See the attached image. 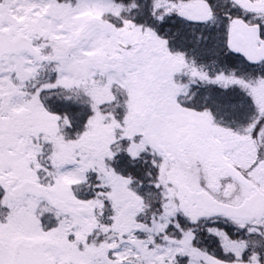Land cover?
Listing matches in <instances>:
<instances>
[{"label":"rangeland","instance_id":"1","mask_svg":"<svg viewBox=\"0 0 264 264\" xmlns=\"http://www.w3.org/2000/svg\"><path fill=\"white\" fill-rule=\"evenodd\" d=\"M124 3L0 0L1 29L13 38L26 36L37 41L40 52L36 57L23 54L0 60V180L17 178L20 183L37 184L46 181L52 197H58L68 207L61 213L34 197H17L12 190L2 192L0 264H9L5 257L13 254L18 243L42 238L56 243L58 249L51 257L63 264H178L179 258L183 264H248L244 260V243L227 238L217 225H209L203 234L212 239V247L222 255L220 259L193 248L195 235L192 237L189 231L179 239L169 236L163 226L170 225L165 212L146 231L132 226L127 215L119 219V226L109 222L111 217L105 225L99 222L104 215L98 211L106 205V196L96 194L92 199L89 194V199L80 201L70 190L84 185L89 175H96L106 188L110 184L107 154L118 130L128 128L132 119L143 127V120H150L154 114L169 119L171 115L156 110L184 105L194 84L207 92L214 87L224 89L211 102L232 101L236 93L243 100L264 99L263 72L255 70L245 77L250 71L216 65L219 70L209 73L189 64L188 54L167 58L174 55L169 48L132 20L133 11L139 8L137 3ZM91 20L113 21V32L105 35L99 31L83 41L79 33ZM42 69L45 74L52 73L51 80L68 100L73 94L84 100L81 106L86 104L88 121L74 141L64 139L58 125L61 116L47 112L38 95L28 92ZM184 69L185 75L178 78ZM228 93L234 95L227 96ZM122 97L123 103L117 101ZM113 102L120 106L112 107ZM200 138L189 145L183 140L179 144L180 150L186 149L195 157L191 161L180 157L181 170L193 189H212L220 185L221 175L206 156L211 152L208 142ZM161 143L168 153H173L171 146ZM143 144L144 141L133 146L130 152ZM164 164L168 166L165 160ZM80 202L92 211L98 210L99 216L78 212V207H84L78 206ZM46 215L48 224L42 220ZM255 228L252 226L253 231ZM175 229L178 226L172 234Z\"/></svg>","mask_w":264,"mask_h":264},{"label":"flooded vegetation","instance_id":"2","mask_svg":"<svg viewBox=\"0 0 264 264\" xmlns=\"http://www.w3.org/2000/svg\"><path fill=\"white\" fill-rule=\"evenodd\" d=\"M138 4V20L149 36L225 31L229 38L231 31L237 28L257 27L264 43V0H139ZM181 46H169L174 55L166 57L189 56L190 48L183 52ZM175 48L179 49L177 53ZM194 85L195 89L188 96L190 101L186 100L184 105L156 110L171 115L169 119L154 114L150 120H143V127L132 119L128 128L118 130L107 154L110 157L107 164L110 184L104 188L96 179L91 198L95 199L96 194L106 196V205L97 211L111 217L109 222H116L118 226L119 219L127 215L132 226L146 231L163 212L167 213L165 216L170 222V225L163 224L164 227L187 226L196 231L217 225L224 229L227 238L244 243L246 263L264 264V99L243 100L237 98H242L241 95L235 94L238 96L232 101L211 102L214 95L219 98L224 89L214 87L207 92L203 86ZM119 99L124 101L123 97ZM198 137L208 142L211 152L206 156L221 175L220 185L212 189H193L187 185L186 175L181 170L180 157L186 156L189 161L195 157L186 149L180 150L179 144L182 140L192 144ZM143 141V149L138 147L136 152H130ZM161 142L171 146L173 153H168ZM115 150L120 153V159L113 158ZM47 192L48 200H38L46 207L54 209L55 203L64 202L58 197L53 198L49 187ZM77 199L83 201L82 197ZM82 204L84 207H78V212L97 213L87 204L78 206ZM67 208L65 202L63 212ZM42 220L46 224L50 222L47 215ZM252 226H256L255 231ZM211 240L207 239L205 249L197 251L220 259L222 255L212 247ZM43 241L55 243L47 238L25 243L32 245ZM5 248L8 249L7 245ZM57 249L55 243L47 256L54 264H63L51 257ZM13 254L5 257L9 264H13Z\"/></svg>","mask_w":264,"mask_h":264},{"label":"trees","instance_id":"3","mask_svg":"<svg viewBox=\"0 0 264 264\" xmlns=\"http://www.w3.org/2000/svg\"><path fill=\"white\" fill-rule=\"evenodd\" d=\"M59 4H63L68 0H57ZM154 38H158L162 41L163 47L166 46H177V45H188L190 50L195 49L197 54L189 55V62L194 63L197 67H199V71L205 69L211 73L212 71L219 70V67L216 65L228 63L227 58L229 59V64L226 65L225 68L231 69H243L241 68V63L245 64V68H249L253 70V67L247 65L246 62L241 59L230 55L226 50V41L227 35L225 31H209V32H198V33H174V34H165V35H156ZM153 39V38H152ZM192 47V48H191ZM244 68V69H245ZM42 72V73H41ZM40 70L39 79L36 83L30 87L28 92H35V95H38L41 102L45 105L47 112L53 115L61 116L60 126L63 131L64 139L67 141H74L75 135H78L82 132L84 126L88 121V113L87 108H85L86 104H82L84 101L81 98L75 97L73 94L71 98L68 100L66 95L62 93L63 91L59 88L54 81L51 80L52 73H43ZM51 74V75H50ZM39 90V93H37ZM71 94V93H70ZM115 160L120 159L121 155L119 152L115 154ZM90 176V177H89ZM88 176L89 184L94 185V176ZM86 187H80L79 190L82 193L91 191L90 189H85ZM2 193H0V196ZM105 225H108L107 222L103 221ZM189 227H182V230H188ZM194 229V228H193ZM206 230L204 228H199L194 231V246L199 249H205L206 241L209 239L205 234ZM205 235V236H204ZM172 237L181 238V235L178 233H174L171 235ZM207 238V239H206ZM252 240L255 242L256 238L253 237ZM183 264V263H179Z\"/></svg>","mask_w":264,"mask_h":264},{"label":"water","instance_id":"4","mask_svg":"<svg viewBox=\"0 0 264 264\" xmlns=\"http://www.w3.org/2000/svg\"><path fill=\"white\" fill-rule=\"evenodd\" d=\"M102 30L106 34L112 30V24H104L98 21H90L87 26L80 32L81 39L83 41L89 39L90 35ZM259 41V28H244L235 30L231 40L228 43V49L237 55L244 56L248 62L254 63L257 60L264 59V49H257V43ZM23 52H29L32 55H37L38 51L34 48L31 40L23 37L18 38L17 41L10 39L7 33L0 29V58L5 55L12 54L20 55ZM3 190L7 192L11 186H16L18 180L13 178L9 185H6L4 180H1ZM18 196L33 195L38 199L48 198V192L44 186H38L33 181L24 182L21 186L14 191ZM64 202L55 204L57 210L63 211ZM236 213V212H235ZM239 214V212H237ZM236 213V214H237ZM55 247L47 241L35 242L32 245H26L21 242L16 247L15 254L13 256V264H53V261L47 257V251Z\"/></svg>","mask_w":264,"mask_h":264}]
</instances>
